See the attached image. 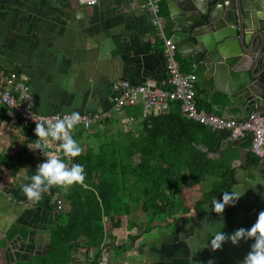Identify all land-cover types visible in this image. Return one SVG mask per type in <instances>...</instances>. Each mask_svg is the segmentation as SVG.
Instances as JSON below:
<instances>
[{
  "label": "crops",
  "instance_id": "obj_1",
  "mask_svg": "<svg viewBox=\"0 0 264 264\" xmlns=\"http://www.w3.org/2000/svg\"><path fill=\"white\" fill-rule=\"evenodd\" d=\"M161 6L170 26L168 0H162ZM146 11V0H0V71L18 73L30 86L34 110L40 114L110 110L114 97L122 93L113 86L120 80L134 85L153 80L167 88L164 45ZM177 56L181 59L178 50ZM183 61L198 74L200 105L218 115L244 118L230 109L225 94L213 89L212 78H205L193 62ZM0 119V264H15L48 252L57 201L61 202L58 211L66 210L71 188L50 186L41 199H29L22 185L45 158L1 102ZM81 129H72L73 138L85 149L87 142L77 138ZM238 145L227 138L223 153ZM250 151L241 148L239 157L245 153L247 160L235 173L234 186L246 192L222 214L212 210L213 199L204 205L201 217L194 210L195 202L218 180L206 175L200 184L190 181L177 190L173 212L162 219H153L132 201L118 224L104 216L103 241L109 244L110 264H240L254 239H241L239 244L229 239L216 250L206 246L215 231L231 234L240 227L250 228L264 210V158L247 167ZM15 223L27 234L6 241ZM73 255L77 264L93 261L85 248Z\"/></svg>",
  "mask_w": 264,
  "mask_h": 264
},
{
  "label": "trees",
  "instance_id": "obj_2",
  "mask_svg": "<svg viewBox=\"0 0 264 264\" xmlns=\"http://www.w3.org/2000/svg\"><path fill=\"white\" fill-rule=\"evenodd\" d=\"M179 60L184 71H193L191 65ZM198 105L209 111L207 105ZM142 110L141 103L127 105L117 111V118L105 119L103 129L80 130L77 138L87 142L86 148L71 156L70 161L65 156L59 158L69 166L73 162L82 164L84 180L69 185L67 209L55 211L48 252L15 264H77L73 254L78 248H85L93 258L91 264H96L104 239L103 217L118 224L119 217L130 210L128 201L141 204L153 219L169 216L176 206L177 190L190 181L200 184L206 175H213L218 180L194 205L201 217L208 201L214 197L222 199L223 192L231 190L236 182L233 162L240 156L241 148L250 147V134L241 137L236 148L229 146L225 153L211 157L209 153L219 152L230 131L213 130L189 119L176 100L155 116L144 117ZM125 117L132 121L128 130L123 128ZM16 124L24 128L30 145L40 146L33 125L24 123L19 115ZM248 158L247 167L260 157L250 151ZM22 227L15 223L7 232L6 241L17 234L24 237L27 233Z\"/></svg>",
  "mask_w": 264,
  "mask_h": 264
},
{
  "label": "water",
  "instance_id": "obj_3",
  "mask_svg": "<svg viewBox=\"0 0 264 264\" xmlns=\"http://www.w3.org/2000/svg\"><path fill=\"white\" fill-rule=\"evenodd\" d=\"M168 2L172 12L168 32L181 59L212 78L213 89L225 94L230 109H237L240 116L264 113V0ZM225 143L226 139L219 152L209 156H220ZM246 160L243 153L233 166L245 165Z\"/></svg>",
  "mask_w": 264,
  "mask_h": 264
},
{
  "label": "built area",
  "instance_id": "obj_4",
  "mask_svg": "<svg viewBox=\"0 0 264 264\" xmlns=\"http://www.w3.org/2000/svg\"><path fill=\"white\" fill-rule=\"evenodd\" d=\"M162 0H146L147 15L151 25L155 28V35L164 45V53L168 72L169 87H161L153 80L134 85L127 80H120L114 83V88L121 89L122 93L113 99V108L110 110H99L93 113H82L80 121L74 127L81 126L90 131L94 126L102 127L103 121L115 117L117 111L127 105L142 104L143 116L151 117L169 108V102L176 100L181 103V111L189 119L208 126L213 130H228L234 138L251 135L250 148L260 158H264V113L253 114L248 118L235 119L218 115L199 107L197 102V81L196 71L186 72L183 70L177 56V47L169 34L168 16L162 14ZM0 102L12 116L19 115L24 123L36 127L37 122L47 120L55 121L63 118L65 113L40 114L34 110L35 98L30 86L19 79L17 72L0 71ZM36 120V121H35ZM131 118L125 117L123 128L128 130ZM73 127V128H74ZM72 128V129H73ZM72 129H68L73 136ZM61 140L52 137L42 138L41 145H44L46 152L65 156L60 148ZM39 146V147H40ZM38 155L46 158L43 151L38 149ZM68 161L71 156H65ZM58 210L61 209V202L57 201ZM109 244L103 241L100 245V255L96 264H110Z\"/></svg>",
  "mask_w": 264,
  "mask_h": 264
},
{
  "label": "clouds",
  "instance_id": "obj_5",
  "mask_svg": "<svg viewBox=\"0 0 264 264\" xmlns=\"http://www.w3.org/2000/svg\"><path fill=\"white\" fill-rule=\"evenodd\" d=\"M80 119V113L72 111L65 113L63 118H58L55 121L37 122L35 120L34 131L38 136L36 140L39 141L47 137L59 139L61 140L60 148L63 149L65 156H77L82 152V148L78 141L69 134L68 129H72ZM37 149L43 151L46 159L39 163L36 166V171L27 178L29 182L22 185V191L29 199H41L42 194L50 186L70 185L84 180L85 173L82 164L73 162L69 166L66 160L46 152L44 145ZM245 192L241 193L237 187L233 186L231 190L223 192L222 200L217 197L213 198L212 210L222 214L227 205H235ZM229 239L233 244H239L241 239H254L251 250L240 264H264V210L259 212L255 223L250 228L240 227L231 234H225L222 230L215 231L208 239L206 247H211L213 250L220 249L223 242ZM193 240L199 243L197 238L194 237Z\"/></svg>",
  "mask_w": 264,
  "mask_h": 264
},
{
  "label": "rangeland",
  "instance_id": "obj_6",
  "mask_svg": "<svg viewBox=\"0 0 264 264\" xmlns=\"http://www.w3.org/2000/svg\"><path fill=\"white\" fill-rule=\"evenodd\" d=\"M157 218H159V219L161 218V219H162V217H157ZM163 218H164V217H163ZM155 230H156V229H155Z\"/></svg>",
  "mask_w": 264,
  "mask_h": 264
}]
</instances>
